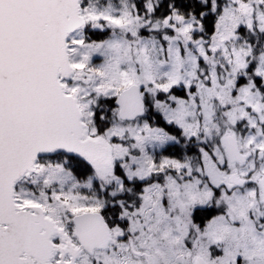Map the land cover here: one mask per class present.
<instances>
[{
	"label": "snow or ice",
	"instance_id": "snow-or-ice-1",
	"mask_svg": "<svg viewBox=\"0 0 264 264\" xmlns=\"http://www.w3.org/2000/svg\"><path fill=\"white\" fill-rule=\"evenodd\" d=\"M0 264H264V0H0Z\"/></svg>",
	"mask_w": 264,
	"mask_h": 264
}]
</instances>
